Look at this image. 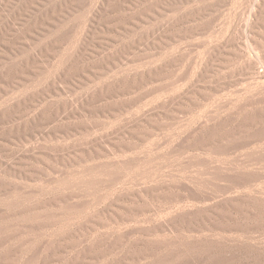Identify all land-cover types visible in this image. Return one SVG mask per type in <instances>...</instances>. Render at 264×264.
I'll list each match as a JSON object with an SVG mask.
<instances>
[{
	"label": "rangeland",
	"instance_id": "obj_1",
	"mask_svg": "<svg viewBox=\"0 0 264 264\" xmlns=\"http://www.w3.org/2000/svg\"><path fill=\"white\" fill-rule=\"evenodd\" d=\"M123 2L62 0L61 38L56 40L49 32L46 40L33 39L34 72L28 92L35 111L25 126L16 129L21 136L31 134L30 140L21 144L26 142L20 138L13 145L5 130L0 140V158L13 161L15 167L0 163V264H264V120L239 125L233 120L209 139L206 131L211 124L223 121L247 94L240 93L235 103H226L229 92L203 100L198 91L207 88L201 84L204 80L196 81L198 72L181 71L168 78H177V84L159 91L163 63L175 59L179 48L148 61L113 65L116 57L127 54L133 40L122 35L125 43L112 40L118 35L113 25L125 13ZM20 3L12 0L6 17L14 18ZM1 32L0 73H5L10 62L7 44L12 41ZM41 57L48 65L42 72L37 71ZM147 66L153 68L152 81H141ZM107 90L113 92L112 100L136 99L149 92L157 98L180 96L191 112L172 128H152L146 140L125 139L133 149L103 156L85 151L86 159L74 174L79 180H73L69 173L74 168L62 155V143L74 138L62 139V124L77 119L64 115L69 105L81 100L79 105L86 107L103 103L88 104L84 98L89 91L96 98ZM195 100L198 106L193 105ZM261 106L252 101L240 117ZM9 147L14 150L5 149ZM27 147L30 153L17 155ZM97 164L101 169L91 171ZM123 193L133 199H119ZM84 199L88 207L81 209L79 201ZM116 201L151 210H126ZM108 207L119 208L125 219H110L100 212ZM192 210L202 217L190 221L187 215ZM90 215L99 221H88ZM253 223L256 226L250 229ZM112 242H117L114 247Z\"/></svg>",
	"mask_w": 264,
	"mask_h": 264
},
{
	"label": "bare ground",
	"instance_id": "obj_2",
	"mask_svg": "<svg viewBox=\"0 0 264 264\" xmlns=\"http://www.w3.org/2000/svg\"><path fill=\"white\" fill-rule=\"evenodd\" d=\"M19 1L20 6L13 11L15 17L11 19L6 17L5 11L11 7L12 0H0V33L2 34V30L3 35L12 41L7 44L8 54L2 52L10 62L4 70L5 73H0V140L3 139L2 130H5L6 139L13 145L16 144V140L21 141L20 138L26 142L23 141L21 144H28L31 136L27 133L21 136L16 129L20 125L25 126L35 111L32 94L28 92L33 80L31 73L34 72L33 39L46 40L50 38L49 32H53L54 39H60L59 26L62 24V0ZM121 5L125 13L122 19L113 25L118 35L113 36L112 40L121 41L124 39L122 36H131L133 40L128 46L127 54L116 57L113 65L136 59L148 61L156 54L164 55L179 48L176 50L175 59L165 60L163 63L165 69L161 67L164 72L157 77L158 81L162 79L157 85L159 91H165L177 84L179 82L177 78L170 81L168 78L169 76L171 78V74L181 71L198 72L196 81L199 83L204 80L201 84L207 88V91H198L203 100L207 101L209 97L216 95L214 93L229 92L226 103H235V100L241 99L238 97L240 93L247 94L245 101L240 105L233 104V108L223 121L211 124L206 131L209 139L216 137L219 127L232 124L233 120H236V125L241 122L251 124L264 120V0H124ZM17 42L19 45H15ZM53 45L59 46L60 42H54ZM40 55L45 54L41 52ZM47 68L46 59L41 57L37 71L42 72ZM152 69L150 66L142 69L146 77L139 76L140 80L144 81L146 78L152 81L153 76L150 73ZM137 76L136 74L134 77ZM64 90L65 87L62 86V91ZM154 94L155 92H149L140 95L141 97H135L136 99L112 100V91L100 92L96 98L93 92L89 91L84 98L88 104H94L97 100L103 103L86 107L82 105L84 102L81 100L80 105L79 103L69 105L70 109L64 117L76 115L77 119L75 123L62 124V139L74 138L70 142L67 140L62 143V155L74 168L69 173L70 177L79 172L82 162L86 159L85 151L88 154L103 156L133 149L131 142L125 139L132 136L146 140L148 137L145 136L153 133L152 128H172L180 122L184 114L191 112V108L184 101L180 102V96L177 99L157 98L153 96ZM252 101L262 104L260 110L255 113L246 110L243 112V118L240 117L242 111L246 109L245 105ZM198 104V100L193 102L195 106ZM67 106L62 104V107ZM60 107L61 105H58L55 112ZM87 115L97 118L88 120ZM132 115L137 118L130 119ZM155 115L156 119L153 117ZM204 137L205 134L202 138L208 139ZM5 149L13 151L14 147ZM16 153L27 155L30 149L28 147L19 149ZM0 163L15 168L13 161L9 164L7 159L0 158ZM100 167L97 164L91 171H99ZM72 179L79 180L75 175ZM78 194L82 196V193ZM136 197L140 198L141 194ZM169 198L176 200L171 196ZM119 199L133 198L123 193ZM90 200V204L96 202L95 198ZM117 201L115 204L120 207L123 205V209L126 210H151V206L135 207ZM88 203L87 199L81 200L78 207L85 209ZM100 212L110 219L117 220V217L125 219L124 215L119 213V208H101ZM201 215L199 211L192 210L187 218L190 221L196 220ZM88 221L96 223L99 220L95 215H90ZM251 226L250 229L256 224L253 223ZM116 243L112 242L111 246L114 247ZM94 248L95 245L90 250Z\"/></svg>",
	"mask_w": 264,
	"mask_h": 264
}]
</instances>
